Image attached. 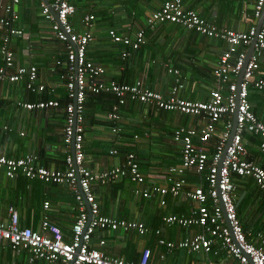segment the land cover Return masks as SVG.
Returning a JSON list of instances; mask_svg holds the SVG:
<instances>
[{
  "label": "built area",
  "instance_id": "obj_1",
  "mask_svg": "<svg viewBox=\"0 0 264 264\" xmlns=\"http://www.w3.org/2000/svg\"><path fill=\"white\" fill-rule=\"evenodd\" d=\"M36 1L40 3L41 16L50 23L54 38L63 46L50 72L59 75L66 93L60 96L51 83L37 81V64L20 66L15 62L12 41L25 36L16 27L19 14L15 6L21 0H10L7 6H0L5 12L4 16L0 15V83L23 82L32 93L52 94L45 101L18 100L16 106L25 111L54 110L63 106L65 168L50 169L39 165L36 153L23 158L0 155V180L3 177L13 180L21 175L43 184L68 187L76 198L80 214L68 239L62 228L51 222L47 215L43 217L39 230L22 227L19 212L10 206L8 219L0 220V247L8 245L16 255L25 254L29 263L151 264L150 249L144 251L139 263H135L111 257L102 251L101 248L106 246L105 240L99 242V247L92 244L98 230L137 232L141 236L150 232L144 222L101 213L93 185L109 186L126 179L132 183L135 196L156 201L162 208L168 206L169 198H183L196 205L191 217L174 214L162 217V226L166 228L198 226L203 230L201 234L171 242L160 237L161 228L156 229L158 244L167 247L170 253L186 251L209 256L214 253V245L219 244L238 264H264V247L247 237L239 220L235 184V176L252 178L264 194V167L249 159L247 146L249 136L257 137L260 140L258 149L264 157V121L256 114L250 101L251 88L264 92V75L260 73L261 59L264 57V0H255L254 3V17L262 19L260 29L252 26L247 31H240L221 27L197 11L186 8L183 0H165L160 9L149 14L146 27L140 28L133 36L119 34L115 29L108 31L110 44L124 47L122 59H129L133 52L139 51L147 44V33L166 23L223 42L226 48L213 68V86L208 101L182 98L186 81L177 68L168 69L174 78L168 94L151 90L141 81L121 84L108 77L104 66L88 59V50L95 42L93 28L97 20L96 11L83 16L82 30L79 31L71 23V18L77 14V7L71 0ZM254 40V52L249 55ZM102 94L115 97L106 118L112 124V133L119 138L123 133L121 110L129 103L198 119L200 127L181 126L175 130L173 142L181 146L180 160L179 164L168 168L164 184L147 177L140 168L136 154L132 152L122 164L109 170L95 171L87 167L84 145L86 103L89 96ZM236 109V132L227 147ZM220 124L221 130L218 129ZM120 144L122 142L118 141L117 145ZM110 153L117 155L119 150L114 148ZM192 175L197 179L191 180ZM49 208L50 203L44 202L43 209ZM209 264L216 263L210 259Z\"/></svg>",
  "mask_w": 264,
  "mask_h": 264
},
{
  "label": "crops",
  "instance_id": "obj_2",
  "mask_svg": "<svg viewBox=\"0 0 264 264\" xmlns=\"http://www.w3.org/2000/svg\"><path fill=\"white\" fill-rule=\"evenodd\" d=\"M164 1L80 0L75 2L71 0L77 7L80 21L83 16L95 10L96 16L98 12L102 16L99 17L101 22L109 24L104 29L98 22L95 23L93 28L95 42L88 50V59L91 61L95 60L94 57H101L104 60L108 77L121 78L123 82L129 84L141 81L151 90L168 94L174 79L173 75L168 73V69L177 68L186 81V89L181 96L189 100L208 101L213 86V68L226 48L223 42L203 37L195 31L182 27L167 31L160 25L158 31L148 32L147 44L139 51L133 52L127 61H123L120 57L124 47L111 45L109 42L108 31L112 29L111 27L117 28L120 34L133 36L140 28L146 27L149 14L160 9ZM183 1L186 8L197 11L202 17L221 27L247 31L258 24V20L254 17L255 0ZM9 3L10 0H0L2 7ZM79 3L82 5H78ZM15 10L19 14L16 27L25 34L24 38H14L12 41L16 64L20 66L39 64L42 80L59 89L61 96L63 85L58 84L60 77H51L48 73L63 49L62 44L54 38L50 23L41 16L38 1L21 0V3L15 6ZM102 11L105 12L104 15ZM0 15H5L3 8H0ZM78 30H82L81 24ZM1 43L0 31V45ZM45 54L48 55L45 57L47 61L42 65L38 57ZM260 73L264 75V57L261 59ZM32 95L41 97L47 94L30 92L23 82L0 83V155L23 158L36 153L39 156V165L62 169L65 167L66 151L63 131L64 108L62 106L54 110L25 111L14 104L17 100L31 101ZM110 99L99 96H89L87 99L84 123L87 167L95 171L109 170L122 164L129 154L127 148H131V152L137 156L142 172L151 180L164 184L168 168L179 164L180 160L181 146L172 142L173 132L181 126L200 127L198 119L176 112L159 111L152 106L129 103L122 109L123 133L122 138H119L113 135L112 124L106 118L114 102ZM250 101L256 114L264 121V92L251 88ZM218 129H222V124ZM135 136L138 138L135 139ZM24 138L26 140L23 141ZM118 141L122 144L116 145ZM249 142L248 138L247 146L252 160L264 165L263 155L259 149H253L256 146H252L251 149ZM114 148L119 150L117 155L110 153ZM250 180L253 179L235 176V184L238 186L236 204L241 205L242 220L248 231L254 234L255 230L252 229L256 221L248 219L246 222L243 218V210L246 205V207L251 205L252 211L256 214L264 211V203H256L254 200L264 194L259 190L256 196L250 195L245 188ZM132 186V183L125 179L110 186L95 184L93 191L103 215L147 223L150 232L141 236L137 232L98 230L94 234L92 243L94 246L99 247V242L105 240L106 246L101 248L102 251L111 257L127 259L135 263H139L144 251L150 249L151 264H209L210 259L216 264H238L227 251L220 248L219 244L214 245V253L209 256L203 253L189 254L186 251L170 253L167 247L159 245V236L155 234L158 228L162 229L160 237L171 242H179L189 236L203 233L198 226L187 229L179 226L166 228L161 223L164 215L191 217L196 205L183 198H169L168 206L162 208L156 201L135 196L132 193ZM46 201L50 203L48 210L43 209ZM10 206L19 212L22 227L39 230L43 217L47 215L51 222L64 229L68 239L80 214L76 198L68 187L45 185L39 180L28 179L21 175L13 180L4 177L0 180V220L8 219ZM257 233V235L249 234L250 239L264 247V234L259 231ZM135 236L138 237L137 242ZM0 264L45 263L43 261L29 263L25 254L18 256L8 245H4L0 247Z\"/></svg>",
  "mask_w": 264,
  "mask_h": 264
},
{
  "label": "trees",
  "instance_id": "obj_3",
  "mask_svg": "<svg viewBox=\"0 0 264 264\" xmlns=\"http://www.w3.org/2000/svg\"><path fill=\"white\" fill-rule=\"evenodd\" d=\"M103 15L105 14V12L104 11H102L101 12ZM97 20L95 21V23H99V22H101L102 20H100L99 19V17H102L101 15H100V12H98L97 13ZM71 23L74 25V27L78 30V28H79V26H80V24H81V21L79 20V17H78V11H77V14L74 16V17H72L71 18ZM161 27H163V29L164 30H167V31H172V30H175V28H177V27H180L179 25H176V24H173V23H166V24H163V26L161 25ZM112 29H115L116 31L118 30L117 28H115V27H111ZM160 29V27L159 28H157L156 29V31H158ZM118 33H119V30L117 31ZM194 32V31H193ZM150 33V32H149ZM149 33H147V38H148V35H149ZM196 33V32H195ZM120 34V33H119ZM148 40V39H147ZM112 45V44H111ZM120 57H121V54H120ZM95 59V60H94ZM94 61L95 62H97V63H100V65H102V66H104L105 67V63H104V60L101 58V57H94ZM122 59V58H121ZM123 61H127L128 59H122ZM54 63H55V61H54ZM37 66H38V69H39V73H38V79H37V81H42V77H41V72H40V65L39 64H37ZM53 66H54V64H53ZM50 70H51V68H50ZM50 70H49V73H48V75L49 76H51V77H55L56 78V76L57 75H53V74H51V72H50ZM59 76V75H58ZM113 79H115V80H117V81H119L121 84L122 83H125V82H123V80L120 78V79H117V78H114L113 77ZM50 80V79H49ZM59 85H62V83H61V79L59 78V83H58ZM126 84H129V83H126ZM57 89V88H56ZM57 91H58V93H59V89H57ZM251 91V90H250ZM61 93V92H60ZM66 93V89L63 87V93H61L62 95H64ZM47 95H43V96H35V95H32V99H31V101H33V102H36V101H40V100H47V99H49L50 97H51V93L48 95V93H46ZM95 96H99V97H108V99H110V100H112V101H115V97L113 96V95H104V94H102V95H95ZM91 97V96H90ZM86 107H87V105H86ZM111 108H112V105L110 106V110H111ZM109 110V111H110ZM121 114H122V110H121ZM86 117H87V115H86ZM109 122V121H108ZM109 123H111V122H109ZM173 134H174V132H173ZM173 134H172V138H173ZM249 138V140H250V142H249V145H250V147H251V149H252V146H257L258 144H259V142H260V140L257 138V137H254V136H249L248 137ZM252 140V141H251ZM172 142H173V140H172ZM174 143V142H173ZM175 144V143H174ZM178 145V144H177ZM128 149V153H130L131 151H132V149L131 148H127ZM249 159L250 160H252V158H251V155H250V157H249ZM262 165V164H261ZM263 167H264V165H262ZM237 178V177H236ZM192 179H194V180H196L197 179V177L196 176H194V175H192L191 176V180ZM237 179H239V178H237ZM45 185H48V184H45ZM56 185V184H55ZM59 186V185H58ZM110 186V185H109ZM246 189H247V191H248V193L251 195H253V196H256V193H257V191L259 192V189H258V187L256 186V184H255V181L254 180H250V183L249 184H247L246 185V187H245ZM237 189H238V186H237ZM257 198L258 199H260V202H262V203H264V196L261 194L260 196H257ZM262 198V199H261ZM262 200V201H261ZM98 201V200H97ZM237 205V204H236ZM241 205H238L237 206V213H238V217H239V220H240V222H241V224H242V226H243V230L245 231V233H246V235H247V237L250 239V235L249 234H252V235H254V234H258L257 233V231L255 230L254 231V229H252L253 231H254V234H253V232L252 231H248V229H247V226H246V224L244 223V221L242 220V213H241V207H240ZM161 220H162V218H161ZM161 223H162V221H161ZM146 225H147V223H145ZM63 231H64V229H62Z\"/></svg>",
  "mask_w": 264,
  "mask_h": 264
},
{
  "label": "rangeland",
  "instance_id": "obj_4",
  "mask_svg": "<svg viewBox=\"0 0 264 264\" xmlns=\"http://www.w3.org/2000/svg\"><path fill=\"white\" fill-rule=\"evenodd\" d=\"M75 2H80V0H74ZM184 2V1H183ZM81 3H79L78 5H80ZM82 5V4H81ZM185 5V4H184ZM82 9V6H81ZM99 25L106 29L108 27V23L106 22H99ZM48 55H43L38 57L39 61H41L42 65L44 64V61H47V57ZM29 131V130H28ZM114 135V134H113ZM23 141L26 140V138L22 139ZM254 150H258L257 146L253 147ZM256 201V203H261L260 199H254ZM247 206V205H246ZM245 206V209L243 210V218L245 219L246 222H248V219H253L254 221H256L255 226H253V229L256 231H259L261 233L264 234V211L259 212L258 214H256L255 212L252 211L251 205H249L248 207ZM257 208V207H256ZM256 216V217H255ZM259 222V223H258ZM258 223V224H257ZM257 224V225H256ZM128 237H130V235H128ZM128 239V238H127ZM138 237L135 236V242H137Z\"/></svg>",
  "mask_w": 264,
  "mask_h": 264
},
{
  "label": "water",
  "instance_id": "obj_5",
  "mask_svg": "<svg viewBox=\"0 0 264 264\" xmlns=\"http://www.w3.org/2000/svg\"><path fill=\"white\" fill-rule=\"evenodd\" d=\"M57 20H58V19H57ZM261 24H262V19H259V20H258V24H257V28H258V29H260ZM255 41H256V40H254V41H253V44L251 45V49H250V51H249V55H251V54L254 52ZM249 55H248V56H249ZM241 79H242V75L240 76L239 81H241ZM237 109H238V103H237ZM237 109H236V112H235V115H234V119H233V128H232V131H231L230 138H229V140H228V142H227V147H229V145L232 143L233 137H234L235 132H236V127H237ZM225 153H226V151H225ZM225 153H224V156H225ZM89 215H90V218H91V217H92V216H91V213H90Z\"/></svg>",
  "mask_w": 264,
  "mask_h": 264
},
{
  "label": "clouds",
  "instance_id": "obj_6",
  "mask_svg": "<svg viewBox=\"0 0 264 264\" xmlns=\"http://www.w3.org/2000/svg\"><path fill=\"white\" fill-rule=\"evenodd\" d=\"M78 11V10H77ZM259 20V19H258ZM257 27V26H256ZM183 98V97H182ZM18 101V100H17ZM16 103L17 102H15L14 104L16 105ZM20 109V108H19ZM20 110H23V109H20ZM34 111V110H33ZM163 112H165V111H163ZM115 136V135H114ZM84 139H85V134H84ZM84 143H85V141H84ZM65 144V143H64ZM85 145V144H84ZM117 145V144H116ZM66 147V146H65ZM65 157H66V152H65ZM64 164H65V159H64ZM48 168V167H47ZM65 168V167H64ZM64 168H62V169H64ZM50 169H52V168H50ZM43 184V183H42Z\"/></svg>",
  "mask_w": 264,
  "mask_h": 264
}]
</instances>
